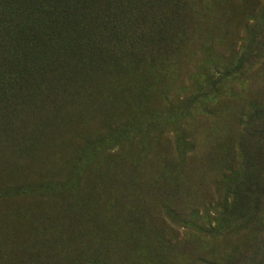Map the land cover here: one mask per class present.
Listing matches in <instances>:
<instances>
[{
	"label": "rangeland",
	"instance_id": "1",
	"mask_svg": "<svg viewBox=\"0 0 264 264\" xmlns=\"http://www.w3.org/2000/svg\"><path fill=\"white\" fill-rule=\"evenodd\" d=\"M0 264H264V0H0Z\"/></svg>",
	"mask_w": 264,
	"mask_h": 264
}]
</instances>
